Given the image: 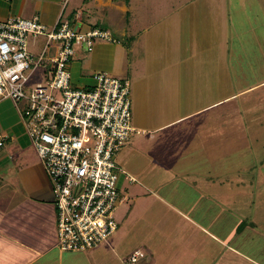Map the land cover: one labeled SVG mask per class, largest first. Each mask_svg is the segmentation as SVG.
<instances>
[{"label": "crops", "instance_id": "0c3cea01", "mask_svg": "<svg viewBox=\"0 0 264 264\" xmlns=\"http://www.w3.org/2000/svg\"><path fill=\"white\" fill-rule=\"evenodd\" d=\"M171 1L0 0V21L37 16L48 28L62 21L120 39L77 50L69 71L72 85L83 88L99 72L130 80L134 132L116 161L119 190L124 181L131 190L119 192L120 205L130 204L127 220L145 219L148 232L159 231L142 241L145 252L135 250L144 254L136 264H264V188L242 174L264 168V158L256 151L247 157L256 165L242 170V155L228 149L237 144L227 135L241 113L226 105L248 89L236 90L228 64L227 0H185L176 8ZM245 114L255 122L264 106ZM0 137V264H92L58 249L51 186L13 100L0 101ZM198 157L219 166H196ZM105 255L97 251L94 264H120Z\"/></svg>", "mask_w": 264, "mask_h": 264}, {"label": "built area", "instance_id": "2783aa9c", "mask_svg": "<svg viewBox=\"0 0 264 264\" xmlns=\"http://www.w3.org/2000/svg\"><path fill=\"white\" fill-rule=\"evenodd\" d=\"M30 36L45 40L37 57L28 50ZM97 40L121 43L107 29L80 32L62 21L48 28L37 16L0 21V101L24 105L23 125L51 186L62 252L93 250L118 229L113 213L122 202L123 171L116 156L134 132L130 83L99 72L91 88L74 87L69 71L76 51H91ZM38 70L40 81L32 85ZM143 257L136 251L128 262Z\"/></svg>", "mask_w": 264, "mask_h": 264}, {"label": "rangeland", "instance_id": "374dc122", "mask_svg": "<svg viewBox=\"0 0 264 264\" xmlns=\"http://www.w3.org/2000/svg\"><path fill=\"white\" fill-rule=\"evenodd\" d=\"M182 1L185 0H172L171 2H168V5H174V8H176L175 5L179 6ZM147 3H149V5L153 4L150 2ZM227 4L229 23L227 19L226 42L229 48L228 57L230 61L228 64L231 66L236 90L248 89V91L242 94L237 100L229 102L226 105L230 108L237 106L236 108L238 109V112L241 113L240 115H234V117L239 116L237 117L239 120L236 121L234 119V126L232 125L230 127L227 135L228 138H237V144L228 143V149H234L235 154L242 155V170H245V167L248 164L256 165V162L247 163V160H249L252 154L255 155L256 151L260 154L259 159L262 156L264 158V126L258 125V122L264 124V117L259 116L254 122V119H252L250 115L245 114V110L249 107L256 106L261 108L264 106V0H227ZM145 7L146 5L143 9ZM44 42L45 40L42 37L30 36L28 39L29 52L37 57ZM96 42H99V40ZM39 76H41L40 70L31 77L30 83L32 85L38 83L40 81ZM121 80L125 79L123 78ZM128 81L130 83V80ZM74 87H81V85H76ZM130 89L132 100L131 84ZM15 103L18 104L20 108L21 105H23L21 103ZM231 120L233 119L231 114H229L227 121L230 122ZM253 135H256L259 139L258 143H253ZM260 141H262V144ZM242 149H246V152L244 153ZM248 156L249 158H247ZM204 158H206L205 154ZM228 160L233 161L231 157H228L226 161ZM214 161L218 160H209L207 161L208 163H204V160H202L201 157H198L194 160V165L203 166L205 168L209 167L210 170H212L213 167L216 166L218 168L219 166V162L212 163ZM227 164H229V162ZM213 170L216 171V168H213ZM258 170L264 171V168L258 167L257 170L248 173L244 171L241 172L245 175L248 174L249 178L253 179V185H257L255 189L260 191V189L264 188L261 183L264 172H259ZM202 172L203 171H200V173ZM129 185L130 184L124 181L119 192L122 193V195L128 196L131 190V186ZM125 188L126 191L123 193ZM188 196L190 197V194ZM129 205V203L121 204L114 211L113 218L118 224V229L113 236L110 237L108 240L109 242L102 243L93 250L80 252L86 256L89 261H92V264L95 263V253L100 250H105V256L108 261H115L116 263H118L117 261H120V264H123V260L127 259L128 254L135 252V250L139 249L144 252L146 251L145 246H147L148 243L142 241H144L148 235H153L154 233L159 235V231H147L153 230V228L148 227L145 219L138 220L132 219L133 217H131L127 220ZM16 212L17 211H14V213ZM139 237H143V239L140 240ZM162 253L163 251L159 254L161 255Z\"/></svg>", "mask_w": 264, "mask_h": 264}]
</instances>
